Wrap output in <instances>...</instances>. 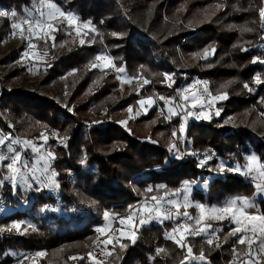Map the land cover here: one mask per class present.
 Segmentation results:
<instances>
[{"label":"trees","instance_id":"1","mask_svg":"<svg viewBox=\"0 0 264 264\" xmlns=\"http://www.w3.org/2000/svg\"><path fill=\"white\" fill-rule=\"evenodd\" d=\"M39 1L0 0V10L17 13L16 18L0 17V41L12 33L13 21L27 20L30 26L36 23L32 17H36ZM44 1L90 23L99 34L82 33L76 24L70 27L68 21H61L53 37L36 40L38 48L50 58L46 67L33 69L35 61H31L10 71L3 68L7 61L14 63L21 58L27 39L0 59V110L9 123L0 119V132L30 142L38 141L43 134L50 135L54 159L47 162L48 175L55 173L51 178L60 187L61 208L80 226L62 233L45 224L36 232L0 233V264H15L25 255L41 253L45 258L40 264H92L91 254L102 238L97 229L105 224L106 212L109 219L125 217L142 197L180 188L184 182L204 176L208 167L198 164L211 148L219 157L232 160L249 142L264 160V83H254L257 75L264 81V64L259 62L264 59V18L259 15L264 0ZM64 42L72 43L73 49L59 54ZM205 49L212 53L210 58H203ZM105 52L116 67L125 69L130 83L120 88L115 71L91 67L99 62L96 56ZM182 53L196 63L192 62L190 79L197 77L207 82L212 98L227 94V99H213L222 110L220 117L209 123H191L183 139L187 158L179 162L171 158V125L161 106L171 100L181 103L178 90L182 74H187L179 69ZM70 72L78 73L81 79L63 83L61 77ZM169 75L171 80L166 78ZM11 80L17 86L8 90ZM145 81L146 91L140 85ZM31 83H39L33 92L29 90ZM52 83L68 91L65 101L73 108L71 113L61 109L53 98L39 93ZM119 88L122 96L116 98L113 95ZM155 93L165 99L144 110L139 101ZM227 116L233 117L236 128L225 125ZM170 121L179 126L181 118ZM36 124L39 127L33 129ZM6 176L3 162L0 179ZM8 183H0V199L17 206L19 193L15 196ZM211 185L222 192L235 189L249 198L256 193L250 181L233 173ZM37 198L42 205L58 203L46 189L39 190ZM259 204L264 212L263 201ZM28 218L26 212L17 211L4 217L0 225ZM174 226L173 220H154L139 230L137 241L123 239L109 246L111 254L104 264H188L187 245L195 257L203 253V259L191 264L230 262L231 243L213 246L221 248L223 254L200 236L187 235L182 245L177 244L168 236ZM238 248L243 253L246 246Z\"/></svg>","mask_w":264,"mask_h":264},{"label":"rangeland","instance_id":"2","mask_svg":"<svg viewBox=\"0 0 264 264\" xmlns=\"http://www.w3.org/2000/svg\"><path fill=\"white\" fill-rule=\"evenodd\" d=\"M49 5H53V3L46 2L44 0H41L37 3V7L39 10L37 11L36 17H32L33 19L35 18L34 21L37 23L36 26H34L36 23L33 26H30V23L21 24L20 28H16V29L12 28V33L5 36V38H3L0 41V59H3L12 49L20 45L23 39L28 40V46L25 48L21 58L18 61L14 63H10L6 60L7 62L6 61L5 62L7 63V65L4 62L6 66H3V68L6 71H10L13 68H15L17 65H23L26 63H30L31 61H35L32 62L34 66L33 69H39L41 65L43 67H46L48 65L50 58L47 56L48 54L45 50L38 48L36 40L38 38L44 39L46 37L47 38L53 37L54 32L57 29V23L61 21H68L65 17L59 15V12L57 11L58 8H56L55 6L49 7ZM67 23L69 24V22ZM75 24L77 25V20ZM190 28L196 31L195 27H190ZM29 29H31V31H29ZM79 29L81 30L82 33L83 32L89 33L91 31L97 35L99 34L97 29L94 28L92 25L88 29H84L81 27H79ZM72 49H73L72 43L64 42V44L60 46L58 52L59 54H66ZM25 52L28 53V56H24ZM101 55L107 56L112 59V57L109 56L106 52ZM211 56L212 53H209L207 55V58H210ZM180 57L181 58H180L179 69H181L182 71H187L186 72L187 74H182L183 83L181 88L178 90L181 103L171 100V102L165 103V106L162 105L164 108L161 106V110L166 114L165 115L166 122L171 125V136H170L171 143L169 148L175 145V147L178 148L180 150V153L182 154V158L177 159L176 156L174 155L175 149H173V151H171V158L173 160L182 162L187 158V154L183 148V139L187 135L191 123L192 122L209 123L212 121L213 118L220 117L221 115L220 113L222 110L218 109L216 102L210 96L207 88L208 87L207 82L200 80L197 77L194 79H190L191 70L194 67V64H196L193 61L194 59L188 61L183 55V53L182 55H180ZM97 64L101 65V67H97L100 70L112 69L113 71H115L114 68L104 67L103 61H99ZM70 73L61 77V81L63 83H71L72 81L78 82L81 79V76L78 75V73L76 72H70ZM115 73L117 77H120L119 78L120 88L122 87L123 83H130V81L127 80V77L125 76L124 72L119 73L115 71ZM140 85L146 91V86H147L146 83L144 84L142 83ZM14 86H17V83L15 80L14 81L11 80V82L7 84V89L10 90ZM36 86H39V83H34V84L31 83L29 86V90L33 92ZM2 87L3 86L0 83V98L2 96V92H1ZM120 88L117 91H115L113 95L114 97L119 98L122 96L120 95ZM39 93L53 98L61 109L69 113L73 111V108L67 106V103L65 101V99L69 96L68 91L66 90V88L58 85L57 83H52L49 87H45V88L42 87ZM185 93L189 97L188 100H184L182 98L183 94ZM193 93H195V96L198 97L199 100L203 102L202 105L198 104L196 108L191 107V104L196 102L195 98L193 97ZM158 95L159 94L156 93L152 94L151 99L154 101V103L151 106L144 105L145 107H143V109L144 110L148 109L152 107L154 104L159 105L160 98ZM169 109H172L173 111H169ZM217 110H219V115H216ZM200 111H205L210 118L207 120L203 118L196 119L195 115H188L187 119H185L187 112L199 113ZM59 115L60 118L63 119V114L60 113ZM137 115H141V112L138 113ZM177 117L181 118V122L179 126L172 125L170 123L171 122L170 119ZM5 118H6L5 112L0 110V119L4 121L6 124H9ZM228 124L229 126L235 128L238 126L233 124L232 116L226 117L225 125ZM262 125L264 126V123H262ZM38 127L39 125L36 124L33 129H37ZM182 127H183V131H181ZM174 133L175 135H173ZM0 138L4 139V144L0 145V155H5L11 158L13 153L8 152V147L10 146L14 147L16 151L21 154V161H19L16 166L19 167L22 172H25L29 176L33 174L32 172L29 171V169H35L34 174L39 176L41 174L40 170L44 167L45 162H48L53 159L47 156L48 152L52 153L50 149V135L48 134H43L41 139H39L36 142H31L32 144H35L40 147L39 153H33L31 147L25 144L26 142L25 140H22L18 137H14L11 134H4L0 132ZM17 140L20 141L19 144L15 143V141ZM242 149H244V151L239 152L240 156H237V159L233 158L232 160L231 159L225 160L218 156L217 151L215 149L211 148L210 154L208 155L212 156V159L209 160L212 161V163H209L208 161V163L206 164V166L208 167L207 174H205L204 176L198 179H191L190 181L184 182L180 188L168 189L163 193L161 192L156 193L153 196L157 197V201H153L151 199V197L153 196L142 197L141 202L136 206H134L131 212L125 217H121V218L118 217L117 219L113 217L110 219L107 218L105 224L100 228L103 229V231H101L102 238L97 241L96 244L97 249L91 254L90 261L92 262V264H104V262L108 259V257L111 254V250L109 246L113 245L114 243H121L123 239H130L133 242L137 241L139 237V230L143 226L149 225L154 220L159 223L169 221V220H164L162 216L160 218H156L155 211L159 207L161 210L170 209L173 213H175L176 209L168 205L167 201L170 199H177V201L182 205L183 196H184V186L186 184L190 185L191 187V192L188 195H189V201L192 204L203 203L209 207L213 205L217 207H223L229 201L236 200L237 207L242 208L244 207L243 204L244 199H247L255 203V208L246 209L247 213L250 215H255L257 217L264 216L263 209L259 204V201H263L264 203V193L259 192V190L257 189V185L264 188V160H262V156L258 154L257 150H255V146L250 144L249 142H246L244 147H242ZM253 156L257 158L255 163L251 162V157ZM25 161L28 162L29 169H25L23 167ZM3 162H4V169L6 171V175L7 176L11 175V173L8 171L6 167L7 163H9L10 160H5ZM3 162H0V164H2ZM221 164L224 165V171L222 172L219 171ZM237 164L241 166V172H247L248 175H242L239 173L228 171V168L230 167L235 168ZM249 169H251V171H249ZM227 173L237 174L239 176L244 177L245 180L250 181L253 187L255 188V192H256L255 195L249 198L245 195H240L239 192H236L235 189H229L222 192V189H215V186L213 187L211 185L212 182L215 181L216 179L217 181L224 180L225 175ZM48 177L49 175L47 172L44 175L43 179L47 181ZM17 180H18L17 187L11 186L9 181L8 184L10 185V188L12 189V192L14 193L15 196L18 195L19 193V196H17L19 203L17 206H12V205H8V203L3 199H0V221L4 217L12 215L17 211L26 212L27 215H29V218L26 220L0 225L1 234L2 233L24 234V233L36 232L38 230L37 227L42 224H45L49 229L58 233H62L67 229H75L76 227L80 226V224H77L74 217L68 215L66 212L62 210L61 203L59 202L60 193H61L60 187L55 189H50L46 187L45 184H41L37 188L36 184L30 179L29 183H32L33 186L32 188H27L24 184H19V177H17ZM41 189H46L50 194H53L57 197L58 203L56 206L42 205L40 202H38L37 193ZM201 193H203V196ZM140 205L142 206L141 216L138 217L136 212ZM144 207L152 209L153 211L146 213L143 210ZM72 209L74 210V206ZM186 210L190 213V215L194 217L199 214L198 209H196L195 207H189ZM180 211L183 212L185 211V209L181 207ZM53 215H55V217H52ZM129 218L131 219V223H129ZM141 220H144V223H141L140 222ZM19 222H23V223L21 225L20 231H17L16 229L12 228V225ZM184 222H187L189 224H192L194 227H197L194 221H185V218L181 217L178 220H173V224L175 225L174 228ZM209 224L211 225V228L206 227V225ZM200 226H204L206 231L205 233L198 236L202 237L203 242L209 245L210 247H213L214 245L217 247L219 246L222 247V245L224 244L226 245L231 243V249L229 251L231 252L232 257L230 262H226L224 264H257V261L264 262V251H260V249L264 248V243H262V241H264V231L261 230L262 227H264V225H262L259 219L242 221L241 225L235 224L230 219H226L224 221L208 220L205 221ZM238 226L243 227L244 232L231 235L230 232ZM224 231L226 232V235H223ZM220 234L222 235L221 239L219 238ZM171 235H173V230L168 233L169 237ZM176 235L178 236V234ZM198 236H192V237H198ZM241 236H244L246 238L245 243L242 244L246 246V249L244 250L243 253H240L239 251L240 248H238V245H241L238 243V239ZM130 237H134V239ZM208 240H211L212 243L209 244ZM183 241L181 242V245L183 244ZM189 247L190 246L187 245V249ZM213 248L217 249L220 254L221 253L223 254V251L222 252L220 251L221 248H216V247ZM233 249H235V251H233ZM44 258L45 256L42 253L28 254L21 257L15 264H40V260ZM240 259H243V262L242 260L240 261ZM199 261L200 258L195 257L191 252L186 262L188 264H191L193 262H199Z\"/></svg>","mask_w":264,"mask_h":264},{"label":"snow or ice","instance_id":"3","mask_svg":"<svg viewBox=\"0 0 264 264\" xmlns=\"http://www.w3.org/2000/svg\"><path fill=\"white\" fill-rule=\"evenodd\" d=\"M49 7H54V5H49ZM57 11L59 12V15L62 17H65L68 22H69V26L71 27L72 25H74L76 23L77 18L75 16H73V14L68 13L65 14L62 11H59V9H57ZM11 16L12 18H16L17 17V13L15 11H12L11 13L0 10V17H8ZM260 17L264 18V8H262L259 12ZM22 23H28L27 20H21L20 23H16L15 21H13L11 23V27L13 29L16 28H20ZM50 27V26H49ZM85 28H89L90 26L88 24L84 25ZM94 30V29H93ZM29 31H31V29H29ZM77 32H79V29H77ZM81 44L84 43L83 40L80 41ZM247 50V49H245ZM214 51V49H213ZM208 49L204 50V54H203V58H207L208 55ZM24 56H28V53L25 52ZM96 61H103L104 62V67H110V68H114L115 71L119 72V73H123L125 71V69L123 67H116L113 64V61L111 58L104 56V55H98L96 56ZM258 59V58H257ZM257 59L253 60V63L257 62ZM260 63L264 64V59L259 60ZM91 67H101L100 64H96L93 63L91 65ZM71 74V73H70ZM118 79L120 77H117ZM167 79L171 80V76H167ZM145 83H147V81H145ZM254 83L256 84H261L264 83V81H262L260 79V76L257 75L254 78ZM171 86V85H169ZM244 88L248 89L250 92L253 91L252 88L249 87L248 84H244ZM207 90V89H205ZM193 97L195 98L196 102L191 104L192 108H196L199 105H202L203 102L199 100L198 97L195 96V93H193ZM184 100H188L189 97L188 95L185 93L183 94L182 97ZM161 100H164V97H160ZM214 100L216 99H227V94L222 95V96H217V97H213ZM154 103V101L151 98H148L147 100L141 99L139 101V104L141 105V107H143L145 104L151 106ZM129 112L132 111L131 108L128 109ZM169 111H173L172 109H169ZM175 114V113H173ZM188 115H195L196 119H209V115L205 112V111H200L199 113H192V112H187L185 119H187ZM216 115H219V110H217ZM122 123H126V122H122ZM181 131H183V127L181 128ZM175 135V133L173 134ZM16 144H19L20 141H15ZM4 144V139L0 138V145ZM26 145H29L31 147V150L33 153H39L40 152V147L32 144L30 141H26L25 142ZM173 149H175L174 155L176 156L177 159L182 158V154L180 153V150L178 148L175 147V145H173L169 150L173 151ZM8 152L13 153V155L11 156V158L5 156V155H0V162H3L5 160H10L9 163H7L6 167L8 169V171L11 173V175L4 177L3 179H0V183H3L5 180L9 181L11 186L13 187H17L18 186V180L17 177H19V184H24L27 188H32V183H29V180L31 179L37 186V188L39 187V185L41 184H45L46 187L50 188V189H55L58 188L59 185L56 183V181L54 179H52L51 177L55 176V173H52L51 176L48 177L47 181H45L43 179L44 175L48 172L49 170V165L47 164V162H45L44 167L40 170V175L37 176L35 175V169H29V165L28 162L25 161L23 164V167L25 169H29L30 172H32L33 174L31 176H29L28 174H26L25 172H22L21 169L19 167H17V163L19 161H21V154L19 152L16 151V149L14 147H8ZM47 156L50 158L54 159V156L51 152L47 153ZM212 159L211 155L205 154L204 158L202 160L199 161L198 166L199 167H204L209 160ZM257 160V158L255 156L251 157V162L255 163ZM219 171H224V165L221 164ZM229 172H234V173H239L242 175H248L247 172H241V166L239 164H237L235 166V168H228ZM249 171H251V169H249ZM257 189L259 190V192L264 193V188L260 187L259 185H257ZM148 191H152L151 188L148 189ZM191 192V187L190 185L186 184L184 186V196H183V204L181 205L177 199H170L167 201V204L170 205L172 208H175L176 211L175 213H173L170 209H164L161 210L159 207L156 209L155 211V217L156 218H160L161 216L163 217L164 220H178L181 217L185 218V221H194L195 225L197 227H194L192 224H189L187 222L181 223L179 224L177 227H175L173 229V235H171L169 238L174 240L177 244H181V242L183 240L186 239V235H192V236H198L201 235L203 233H205L206 229L204 226H200L202 225L205 221L211 220V221H224L226 219H230L232 222H234L237 225H241L242 221H249V220H257L259 219L262 223V225H264V216H255V215H250L247 213L246 209L248 208H255V203L252 201H249L247 199H244L243 204L244 207L242 208H238L237 207V201L236 200H231L229 201L225 206L223 207H217L215 205L209 207L203 203H196V204H192L189 201V193ZM151 199L153 201H157V197L153 196L151 197ZM183 207L185 209V211L181 212L180 208ZM189 207H195L196 209H198V215L197 216H192L190 215V213L186 210ZM144 212L149 213L152 212V209H149L147 207H144ZM108 213H105V218L107 219ZM141 223H144V220L140 221ZM23 222H19V223H15L12 225V228L16 229L17 231H20L21 229V225ZM129 223H131V219L129 218ZM207 228H211V225H206ZM262 231H264V227H262L261 229ZM97 231H103V229H97ZM244 232V228L243 227H236L234 230H232L230 232L231 235H235L236 233H242ZM178 234V236L176 235ZM133 238L134 237H130ZM245 237L241 236L238 239V243L239 244H244L245 243ZM208 243L211 244L212 241L208 240ZM262 243H264V241H262ZM121 247H125L124 245H121ZM160 251H163L162 249ZM233 251H235V249H233ZM260 251H264V248L260 249ZM192 249L189 247L188 248V253L191 254ZM201 259H203V253H201Z\"/></svg>","mask_w":264,"mask_h":264},{"label":"built area","instance_id":"4","mask_svg":"<svg viewBox=\"0 0 264 264\" xmlns=\"http://www.w3.org/2000/svg\"><path fill=\"white\" fill-rule=\"evenodd\" d=\"M85 24H88L90 27H91V24L90 23H88V22H85V21H82V20H80V19H77V25L79 26V27H81V28H84V29H88V28H85L84 27V25ZM89 27V28H90ZM141 205L138 207V210H137V212H136V214H137V216L138 217H140L141 216ZM262 263H264L263 261H257V264H262Z\"/></svg>","mask_w":264,"mask_h":264}]
</instances>
